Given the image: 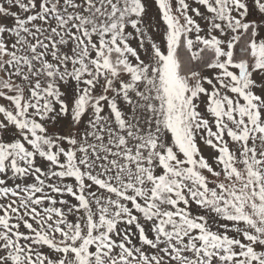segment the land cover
I'll return each mask as SVG.
<instances>
[{
  "label": "snow or ice",
  "instance_id": "6c2138e0",
  "mask_svg": "<svg viewBox=\"0 0 264 264\" xmlns=\"http://www.w3.org/2000/svg\"><path fill=\"white\" fill-rule=\"evenodd\" d=\"M0 264H264V0H0Z\"/></svg>",
  "mask_w": 264,
  "mask_h": 264
}]
</instances>
